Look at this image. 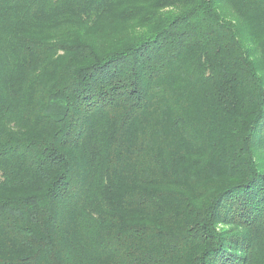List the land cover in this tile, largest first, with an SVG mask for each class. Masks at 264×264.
<instances>
[{
    "label": "trees",
    "instance_id": "obj_1",
    "mask_svg": "<svg viewBox=\"0 0 264 264\" xmlns=\"http://www.w3.org/2000/svg\"><path fill=\"white\" fill-rule=\"evenodd\" d=\"M264 0H0V264H264Z\"/></svg>",
    "mask_w": 264,
    "mask_h": 264
},
{
    "label": "rangeland",
    "instance_id": "obj_2",
    "mask_svg": "<svg viewBox=\"0 0 264 264\" xmlns=\"http://www.w3.org/2000/svg\"><path fill=\"white\" fill-rule=\"evenodd\" d=\"M256 160L259 168L264 171V146H258Z\"/></svg>",
    "mask_w": 264,
    "mask_h": 264
}]
</instances>
